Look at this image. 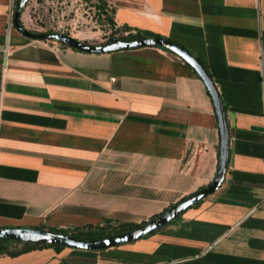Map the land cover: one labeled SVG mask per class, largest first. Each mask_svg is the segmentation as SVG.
<instances>
[{"label": "crops", "instance_id": "1", "mask_svg": "<svg viewBox=\"0 0 264 264\" xmlns=\"http://www.w3.org/2000/svg\"><path fill=\"white\" fill-rule=\"evenodd\" d=\"M17 1L0 0V228L144 224L212 182L217 117L187 63L155 47L88 54L28 39L12 24ZM102 1L116 26L170 41L207 69L229 130L224 181L134 242L45 247L0 264H264V0Z\"/></svg>", "mask_w": 264, "mask_h": 264}, {"label": "water", "instance_id": "2", "mask_svg": "<svg viewBox=\"0 0 264 264\" xmlns=\"http://www.w3.org/2000/svg\"><path fill=\"white\" fill-rule=\"evenodd\" d=\"M28 1L29 0H18L11 16L13 26L24 37L28 39L38 41H53L69 49L88 54H108L124 50L155 47L170 51L171 53L180 57L198 74V76L204 82L206 89L212 99L220 133L219 158L215 177L208 186L198 190L189 197L182 199L160 215L152 218L148 222L127 233L99 240H79L68 235L49 232L46 230L8 227L0 228V240H10L19 243L66 246L78 250L107 249L131 243L152 234L153 232L159 230L160 228L175 220L186 209L197 204L208 195L213 194L220 188L224 181L229 159L230 137L228 124L226 121V115L223 109L222 101L212 81V78L196 58H194L188 51H186L182 47L170 41L156 37L141 38L133 41H121L120 39L114 37L101 45H89L85 42H81L72 38L71 36H67L61 33L48 34L30 32L27 29L23 28L19 22L22 10L24 9Z\"/></svg>", "mask_w": 264, "mask_h": 264}, {"label": "rangeland", "instance_id": "3", "mask_svg": "<svg viewBox=\"0 0 264 264\" xmlns=\"http://www.w3.org/2000/svg\"><path fill=\"white\" fill-rule=\"evenodd\" d=\"M39 1L38 4L36 0L29 1L31 22L26 29L30 32L62 33L89 45H101L121 35L109 26L96 0H78L61 9L55 4L59 0ZM43 42L47 45H60L53 41Z\"/></svg>", "mask_w": 264, "mask_h": 264}, {"label": "trees", "instance_id": "4", "mask_svg": "<svg viewBox=\"0 0 264 264\" xmlns=\"http://www.w3.org/2000/svg\"><path fill=\"white\" fill-rule=\"evenodd\" d=\"M96 1L98 3L99 9H101V11L103 12V15L108 21L109 26L113 29L115 33H121L119 37H116L120 39L121 41H133V40H137L141 38H148V37L158 38L157 35L150 33V32H142V33L139 31L132 32V30L127 27L116 26L113 20V12L109 10L108 6L102 0H96ZM48 34H51V32H49ZM60 46L63 48H66L63 45H60ZM223 109L225 111L224 105H223ZM141 225H143V223L133 224V223H124V222H112L110 220H106L101 226L100 225H97V226L88 225L85 227H79V228H75L72 230L45 229L43 227H38L36 229L68 235V236H71L79 240H99V239H104V238H108L111 236L127 233L135 228H138ZM52 246H56V245L30 244V243H19V242L10 241V240H0V255L5 254L9 256H18L20 254H23V253H26V252H29L35 249L52 247Z\"/></svg>", "mask_w": 264, "mask_h": 264}, {"label": "built area", "instance_id": "5", "mask_svg": "<svg viewBox=\"0 0 264 264\" xmlns=\"http://www.w3.org/2000/svg\"><path fill=\"white\" fill-rule=\"evenodd\" d=\"M11 16H12V13H11ZM58 26V28L60 27L59 25H57ZM132 32H134V31H132ZM62 34V33H61Z\"/></svg>", "mask_w": 264, "mask_h": 264}, {"label": "flooded vegetation", "instance_id": "6", "mask_svg": "<svg viewBox=\"0 0 264 264\" xmlns=\"http://www.w3.org/2000/svg\"><path fill=\"white\" fill-rule=\"evenodd\" d=\"M108 41V40H107Z\"/></svg>", "mask_w": 264, "mask_h": 264}]
</instances>
